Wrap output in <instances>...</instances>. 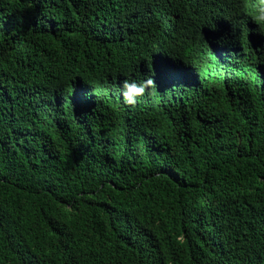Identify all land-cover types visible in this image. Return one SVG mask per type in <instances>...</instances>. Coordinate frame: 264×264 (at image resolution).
<instances>
[{
	"label": "trees",
	"instance_id": "obj_1",
	"mask_svg": "<svg viewBox=\"0 0 264 264\" xmlns=\"http://www.w3.org/2000/svg\"><path fill=\"white\" fill-rule=\"evenodd\" d=\"M252 2L0 0V264H264Z\"/></svg>",
	"mask_w": 264,
	"mask_h": 264
},
{
	"label": "clouds",
	"instance_id": "obj_2",
	"mask_svg": "<svg viewBox=\"0 0 264 264\" xmlns=\"http://www.w3.org/2000/svg\"><path fill=\"white\" fill-rule=\"evenodd\" d=\"M245 7L250 8V20L256 26L254 31L264 36V0H253L251 5L246 4ZM247 22L248 20H245V27ZM246 29L249 32L247 27ZM118 89L122 104L127 108H135L147 95L157 91V86L151 74L144 75L142 79H136L129 73L120 81Z\"/></svg>",
	"mask_w": 264,
	"mask_h": 264
}]
</instances>
